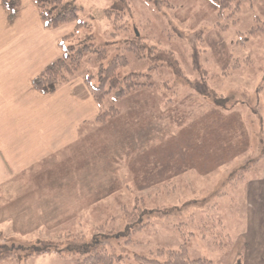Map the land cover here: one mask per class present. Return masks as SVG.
Returning a JSON list of instances; mask_svg holds the SVG:
<instances>
[{
	"label": "rangeland",
	"instance_id": "374dc122",
	"mask_svg": "<svg viewBox=\"0 0 264 264\" xmlns=\"http://www.w3.org/2000/svg\"><path fill=\"white\" fill-rule=\"evenodd\" d=\"M72 1L87 25L66 43L93 44L76 74L97 84L124 54L119 75L154 86L106 94L119 114L54 171L1 189L6 264H92L101 246L114 264H152L142 259L183 243L190 259L264 264V0H239L234 15L216 0ZM133 36L155 61L127 50Z\"/></svg>",
	"mask_w": 264,
	"mask_h": 264
},
{
	"label": "crops",
	"instance_id": "0c3cea01",
	"mask_svg": "<svg viewBox=\"0 0 264 264\" xmlns=\"http://www.w3.org/2000/svg\"><path fill=\"white\" fill-rule=\"evenodd\" d=\"M75 27L71 22L44 29L33 0H22L10 20L0 0V191L20 178L54 171L57 158L99 123L100 108L82 76L53 94L32 86L33 79L60 58L59 43Z\"/></svg>",
	"mask_w": 264,
	"mask_h": 264
},
{
	"label": "trees",
	"instance_id": "16d2710c",
	"mask_svg": "<svg viewBox=\"0 0 264 264\" xmlns=\"http://www.w3.org/2000/svg\"><path fill=\"white\" fill-rule=\"evenodd\" d=\"M22 0H1L4 8L7 11L8 19L12 20L18 13ZM35 7L38 11L39 19L42 26L46 30L58 28L64 24L74 22L76 23L75 29L68 35L64 36L59 43L62 55L60 58L49 64L44 70L37 75L32 82L33 88L42 94H53L61 86L70 82L76 77L77 69L81 63L83 53L92 48L93 44L83 45V47L77 48L73 44H67L69 39H73L76 36L78 28L83 25H87L86 22L78 21V9L79 7L72 0H33ZM219 8V15H222L224 8L229 10L228 15H234L238 12L239 0H216ZM114 21V19H111ZM256 28H253L255 30ZM135 39L127 45V50L133 53L137 58L147 57L150 60L155 61V47L149 46L152 51L144 54V46L139 45L137 42L138 36H133ZM100 56L106 58L105 49L100 50ZM169 63L172 66L170 58ZM128 63L127 57L124 54H117L109 60L105 68L101 67L99 70L97 84H92L91 77L82 76V80L87 87L88 91L96 101L100 108V112L96 117V121L99 123L106 122V119L112 118L119 114V109L114 105H110L108 108L104 106L105 95L114 90L116 97H122L133 89L138 87L154 86L151 82L149 73L133 72L126 75H119L118 69L125 66ZM264 88V79L259 89ZM46 244V243H45ZM49 243L46 245H51ZM97 249V248H96ZM51 248H43L40 253L49 252ZM95 251V250H94ZM91 249L87 251L84 259V263L92 264H114L118 260L119 256L114 252H108L104 246L98 247L95 252ZM159 254H163V260L159 259H145L142 261L152 264H212L210 260L204 258L190 259L186 253L185 243L181 244L178 249H167L165 252L163 249L159 250ZM0 254V260L10 257L13 251L2 250Z\"/></svg>",
	"mask_w": 264,
	"mask_h": 264
}]
</instances>
